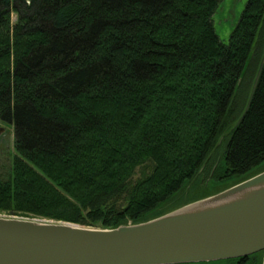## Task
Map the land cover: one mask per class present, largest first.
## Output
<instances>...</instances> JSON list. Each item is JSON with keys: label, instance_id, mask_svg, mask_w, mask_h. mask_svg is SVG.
Masks as SVG:
<instances>
[{"label": "trees", "instance_id": "obj_1", "mask_svg": "<svg viewBox=\"0 0 264 264\" xmlns=\"http://www.w3.org/2000/svg\"><path fill=\"white\" fill-rule=\"evenodd\" d=\"M219 1L0 0L14 150L0 216L111 230L263 172L264 67L235 124L264 52V0H246L225 43Z\"/></svg>", "mask_w": 264, "mask_h": 264}, {"label": "water", "instance_id": "obj_2", "mask_svg": "<svg viewBox=\"0 0 264 264\" xmlns=\"http://www.w3.org/2000/svg\"><path fill=\"white\" fill-rule=\"evenodd\" d=\"M264 67L256 71L244 119ZM263 252L264 171L137 225L94 229L0 216V264H197Z\"/></svg>", "mask_w": 264, "mask_h": 264}, {"label": "rangeland", "instance_id": "obj_3", "mask_svg": "<svg viewBox=\"0 0 264 264\" xmlns=\"http://www.w3.org/2000/svg\"><path fill=\"white\" fill-rule=\"evenodd\" d=\"M246 0H220L217 12L213 16V24L215 31L222 42H227L229 35L236 25L240 13L245 5ZM14 14L11 16V21L15 22ZM220 148L214 152V160L220 155ZM14 155L13 150V129L8 123L0 122V177L6 179ZM212 160V162H214ZM201 179L204 178L200 177ZM13 217V216H11ZM23 218V217H19ZM30 219V218H26ZM40 220V219H35ZM54 222V221H53ZM220 261L208 262L205 264H219Z\"/></svg>", "mask_w": 264, "mask_h": 264}]
</instances>
